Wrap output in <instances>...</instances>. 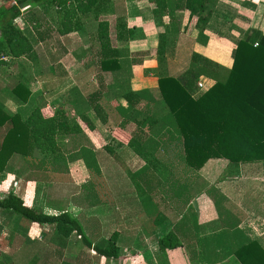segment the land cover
Returning <instances> with one entry per match:
<instances>
[{"label": "trees", "instance_id": "16d2710c", "mask_svg": "<svg viewBox=\"0 0 264 264\" xmlns=\"http://www.w3.org/2000/svg\"><path fill=\"white\" fill-rule=\"evenodd\" d=\"M115 2L17 0L13 4L6 0L0 6V70L21 57L31 58L36 44L45 41L50 34L59 37L82 33L85 20L96 22L97 31L90 38L93 66L101 75L114 74L115 81L120 84L114 86L113 97L98 89L87 96L84 104L105 124L109 118L120 121L117 123L119 129L130 122L136 124L137 132L131 135L126 146L146 161L147 169L133 176L138 190L151 192L158 189L163 193L174 205L176 213L183 217L178 232L190 220L189 214H195L191 202L205 193L215 204L223 230L217 235L197 237L196 243L201 247L196 253L197 258L207 264H216L234 256L239 264H264L261 241L247 238L239 229L244 219L241 209L219 189L208 188L207 181L199 174L212 159L228 161L232 172L238 171L244 163L264 165V36L257 43L241 41L235 49L230 69L195 54L183 75L177 78L159 76V92L168 112L160 121H154L155 96L149 90L134 92L131 89L132 66L138 61H129L126 51L114 47L133 37L125 17L116 13ZM213 2L215 0H154V14L168 16L173 22V27L160 37L158 60L161 65L165 62L162 52L175 45L179 33L174 24L176 13L187 9L191 21L197 18V27L203 29L212 13L210 4ZM28 4L43 9L28 13L25 23L30 28L22 29L14 21L24 15L22 6ZM51 10L56 27L48 23ZM112 15L116 16L115 20L109 19ZM202 34L201 37L205 36ZM205 39L208 38L205 36ZM208 80L212 84L205 90L199 89V82ZM10 92L21 104L31 96L29 89L19 81L11 82ZM122 100L127 104L125 107L121 105ZM74 101L82 104L78 98ZM141 104H144L142 110L139 109ZM75 105L74 117L63 108L51 111L37 107L23 120L19 114H6L0 101V127L8 122L11 124L0 147V173L10 170L9 164L19 157L26 180L64 182L69 179V164L81 159L91 176L89 189L97 192L89 193L88 199L98 202L101 188L97 185L103 179L95 154L84 144L85 130H93L94 125ZM150 181L157 186H148ZM0 209L31 223L56 225L55 237L62 249L75 233L103 258L113 260L118 256L115 236L105 245L93 246L81 221L69 213L47 215L27 207L13 193L0 199ZM159 246L162 251L173 250L183 246V241L172 232L159 241Z\"/></svg>", "mask_w": 264, "mask_h": 264}, {"label": "crops", "instance_id": "0c3cea01", "mask_svg": "<svg viewBox=\"0 0 264 264\" xmlns=\"http://www.w3.org/2000/svg\"><path fill=\"white\" fill-rule=\"evenodd\" d=\"M115 1L116 13L125 17L133 37L128 42L116 43L114 47L126 51L129 61H138L132 66L131 89L134 92L149 90L155 96L154 121H160L168 112L161 100L159 76L177 78L183 75L195 54L230 69L235 49L241 41L257 43L264 36V0H215L210 4L212 13L203 29L197 27V18L191 21L187 9L176 13L174 24L179 33L175 45L162 52L165 62L161 65L158 60L160 37L173 27L171 19L154 14V0ZM5 3L6 0H0V6ZM22 7L24 15L14 23L22 29L30 28L25 23L28 13L43 8L29 4ZM115 17L112 15L109 19L115 20ZM47 18L48 23L56 27L52 10ZM96 31L97 23L88 19L83 22L82 33L59 37L50 34L45 41L38 42L31 58L21 57L0 70V101L6 114H19L23 120L37 107L51 111L63 108L72 117L75 104L84 111L94 125L93 130H85L84 144L95 154L102 175L103 181L97 185L98 189L101 188L98 190L101 198L95 203L88 199L89 193L97 192L89 189L91 176L81 159L69 164L68 180L37 182L26 180L22 160L16 157L8 166L10 170L0 173V199L13 193L27 207L47 215L69 213L81 221L93 246L105 245L115 236L118 256L113 260L103 258L75 233L70 236L67 247L62 249L55 237L56 225L31 223L0 209V264H207L196 256L201 251L196 239L217 235L223 230L211 198L203 193L191 202L195 214H189L190 220L184 224L183 231L178 232L183 217L176 213L174 205L158 189L141 192L133 180L135 174L147 169L146 161L126 146L131 135L137 132L136 124L130 122L119 129L117 123L120 121L111 118L105 124L84 104L87 96L98 89L113 97L114 86L120 84L115 81L114 74L101 75L93 66L90 38ZM201 33L208 38L207 41L205 36H200ZM12 81L21 82L31 92L26 103H18L10 92ZM75 98L82 104L75 103ZM121 105L125 107L127 104L122 100ZM139 109H144V104ZM10 126L8 122L0 127V147ZM147 135L151 136L150 133ZM66 142L69 143V139ZM217 161L209 160L199 174L207 181L208 188L215 187L226 195L223 184L218 186L204 174L207 167ZM239 184L244 186L241 182L226 187H238ZM148 186H157V183L150 181ZM248 190L245 188L237 201L229 194L226 196L244 214L239 229L247 238L259 239L264 247V195L255 188L252 193L249 191L250 194ZM172 232L181 237L183 246L162 251L159 241ZM216 264L239 262L230 256Z\"/></svg>", "mask_w": 264, "mask_h": 264}, {"label": "rangeland", "instance_id": "374dc122", "mask_svg": "<svg viewBox=\"0 0 264 264\" xmlns=\"http://www.w3.org/2000/svg\"><path fill=\"white\" fill-rule=\"evenodd\" d=\"M211 82L207 81L206 85H210ZM232 168L228 165V161L219 160L215 163L210 164L209 167L204 171V174L209 180L216 183L218 186L222 185L223 192L229 197L240 198L241 193L248 187V192L252 193L254 188L256 191L264 195V165L262 163H248L242 164L239 170L231 171ZM244 182V186L239 184L238 187L227 188L226 186H235L238 183ZM248 182V184H247ZM236 183V184H234ZM244 188V189H243ZM249 192V194H250ZM232 194V196H231ZM237 201V200H236ZM240 201V200H239ZM264 205V200L262 201Z\"/></svg>", "mask_w": 264, "mask_h": 264}, {"label": "built area", "instance_id": "2783aa9c", "mask_svg": "<svg viewBox=\"0 0 264 264\" xmlns=\"http://www.w3.org/2000/svg\"><path fill=\"white\" fill-rule=\"evenodd\" d=\"M16 1H17V0H12L13 4H16ZM255 46H257V44H255ZM3 60H6V59L3 58ZM206 82H207V81H201V82H199V84H198L199 89H201V90H205V89H207L209 85L207 86V85H206Z\"/></svg>", "mask_w": 264, "mask_h": 264}]
</instances>
